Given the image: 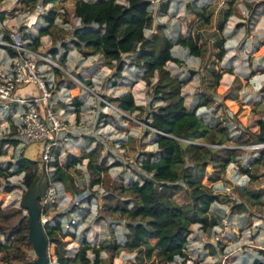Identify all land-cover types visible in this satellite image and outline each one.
Wrapping results in <instances>:
<instances>
[{
	"label": "rangeland",
	"instance_id": "rangeland-1",
	"mask_svg": "<svg viewBox=\"0 0 264 264\" xmlns=\"http://www.w3.org/2000/svg\"><path fill=\"white\" fill-rule=\"evenodd\" d=\"M262 1L150 0L147 38L156 32L173 42L178 36L185 39L191 36L201 51L200 57H195L189 54L188 49L176 45L172 55L180 64L167 63L165 67L172 77L186 81L181 90L186 109L196 111V115L206 124L215 126L218 134L225 128L230 141L224 147L243 151L227 168L225 181L214 189L218 200L210 207L211 226L207 230L200 225L190 226L191 234L187 238L186 249L189 260L182 262L177 259L175 264H256L262 259L261 254H264V157L258 163H253L260 158V151L250 152L255 147L253 145L236 147L234 144L238 136L247 138L245 130L256 133L258 122L264 120V6L258 5ZM117 2L125 4L124 0ZM74 5V0H57L44 11L38 27L27 33L35 39L39 30L47 26V13L55 11L54 25L49 28L47 35L40 38L36 53L52 60L56 66L34 58L36 75L40 76L45 70L44 80L52 85V111L68 119L71 129L75 127L73 134H78V148L71 151L75 148L73 145L69 152H65V156L76 157L82 151L100 148V157L94 163L99 164L104 160L112 180L128 186L131 182L140 181L139 168L145 154H157L155 136L148 133L146 126V122H150L148 114L151 106L163 104L152 95V86L157 78L147 85L142 80L144 71L132 67L127 55L121 59L123 72L118 75L117 63H108L100 55L75 49L72 32L79 24L72 17ZM22 6L24 8L13 9V5L7 1L0 3V17L4 18L2 24L7 30L14 28L28 15L29 6L23 3ZM15 10L18 11L17 15ZM22 39L31 50V39H25L24 35ZM221 48L225 52L223 58L219 57ZM52 50L57 52L55 59ZM64 55L65 65L61 62ZM235 78L240 82L237 99L224 101L229 88L235 85ZM252 83L260 85L254 87ZM128 93L132 94L135 106L140 111L128 114L117 108V100ZM206 100L205 106L196 108L198 102ZM76 109L79 110L78 115ZM12 126V118L1 117L0 139H7L6 134ZM13 145L11 142L5 147V155L0 158L2 168H6L7 164H15L23 155L39 162L41 171L42 159L37 148L29 147L19 155ZM66 157L60 156L61 165H64ZM87 162L82 161L80 166L85 169ZM72 170L70 174L78 188L96 196L95 199L87 200L85 209L79 214V226L74 232L70 236L63 235L64 242L70 241L71 236L75 235L73 242L65 247L66 254L74 257L84 239L100 250L99 264H109L113 246L123 242L127 218L106 210L107 206H115L117 200H104L105 193L101 186L89 190L87 168V176H82L79 169ZM243 170H248L250 174L242 173ZM10 171L12 175L9 182L17 188L6 197L2 209L14 208L20 212L12 215L10 226L4 227L6 233L17 227L20 218L27 216L20 207L21 197L26 190L22 186L23 175L15 174L14 169ZM3 182L1 180V186ZM223 188H230V193H225ZM65 189L68 196L73 195L74 192L66 185ZM175 201L184 213L188 211L189 206L185 201ZM65 204L63 202L62 206ZM239 205L245 210L235 208ZM10 242L0 233V243L8 247L7 251L0 252V264H24L12 256L22 246ZM26 254L27 262L35 259L33 251ZM87 255L91 260L94 259L91 252ZM133 260L134 253L121 251L112 264H134Z\"/></svg>",
	"mask_w": 264,
	"mask_h": 264
},
{
	"label": "trees",
	"instance_id": "trees-1",
	"mask_svg": "<svg viewBox=\"0 0 264 264\" xmlns=\"http://www.w3.org/2000/svg\"><path fill=\"white\" fill-rule=\"evenodd\" d=\"M3 1L0 0V3ZM74 1L72 17L79 24L72 32L74 48L83 49L92 55H100L108 63H117L118 75L123 72L121 59L127 55L132 67L144 71L142 80L147 85H150L152 79L157 78L152 86V95L163 104L151 106L148 114L150 122H146V126L148 133L155 136L157 154L153 152L145 154L139 168L140 181L131 182L128 186L114 182L108 174L104 160L99 164L94 163L95 159L100 157V148H94L88 153L83 152L78 157L68 155L64 165L56 160L53 163L54 180L66 185L74 194H81L84 190L75 185L70 170L86 159L89 190L101 186L105 193L104 200L107 202L117 200L115 206H107L106 210L127 218L126 233L123 242L113 246L109 264L113 263L121 251L134 253V264H175L177 259L185 262L189 260L186 249L187 238L191 234L190 226L200 225L204 230L211 226L210 207L218 200L214 189L216 185L225 181L227 168L243 153L240 149L224 147L230 141L225 128L218 134L215 126L206 124L196 115V111L186 109L181 95L186 81L172 77L165 68L167 63L180 64L172 55L174 46L179 45L188 49L189 54L195 57H200V48L196 46L191 36L186 39L178 36L173 42L169 37L156 32L151 38H147L150 0H124L125 4L118 3L117 0ZM21 2L33 11L38 0ZM55 2L57 0H41L42 6L46 8ZM258 5L264 6V1ZM248 8L252 7L249 5ZM55 18V11L47 13L45 17L47 26L39 30L35 39L31 38L30 34H24L25 39H31V51L36 52L40 38L48 34ZM3 19L1 16L0 21L3 22ZM4 39L10 42L8 36ZM221 50L219 57L223 58L225 52L223 48ZM8 52L11 56L16 55L12 49H8ZM51 53L53 58L57 56L56 50H52ZM61 62L65 65L66 55L62 57ZM218 78L216 75V79ZM234 83L235 85L231 86L225 95L224 101L237 99L240 82L235 78ZM206 103L207 100L198 102L196 108L205 106ZM117 108L128 114L140 111V108L135 106L131 93L117 100ZM76 113L79 114L78 109ZM245 134L247 138L238 136L235 139L236 147L264 144V120L258 122L256 133L245 130ZM9 144L11 141L8 139H0V158L5 155V147ZM259 153L260 158L253 163H258L264 157V149ZM12 169L15 174L23 175L24 189L30 187L41 171L39 162L29 160L23 155L15 164H7L6 168H2L0 162V233L6 236L7 241L22 246L18 247L12 256L13 259L26 263V253L33 251L28 240V216L20 218L14 230L6 233L4 228L6 225L10 226L12 215H18L20 212L14 208L2 209L6 197L17 188L9 182ZM242 173L250 174L248 170H243ZM1 180L4 181L2 186ZM94 196L96 195L91 192L87 200L95 199ZM121 199L125 200L120 201ZM177 199L188 204L187 212H183L182 207L175 201ZM235 208L245 210L241 205ZM58 228L57 225L56 230ZM48 235L50 258L55 259L58 264L101 262L100 250L92 247L86 240H82V246L74 257H68L65 247L73 242L75 235L73 234L68 242H64L63 235H59L55 229ZM7 250L8 247L0 243V252ZM88 252L93 254V260L88 258ZM261 256L262 259L256 264H264V254Z\"/></svg>",
	"mask_w": 264,
	"mask_h": 264
},
{
	"label": "built area",
	"instance_id": "built-area-1",
	"mask_svg": "<svg viewBox=\"0 0 264 264\" xmlns=\"http://www.w3.org/2000/svg\"><path fill=\"white\" fill-rule=\"evenodd\" d=\"M5 1L11 3L13 9L24 8L21 0H4L3 2ZM46 9L42 6L41 0H38L35 9L29 12L28 8V15L10 30H7L0 21V114L7 115L12 108H15L13 128L8 130L6 135L7 139L14 143L13 146L18 150L19 155L32 146L37 147L41 155V173L46 189L43 197L38 201L39 222L47 239V264H58L49 255L48 233L55 229L59 235L70 236V233L79 226V214L85 209L84 205L90 193L84 190L81 194L73 193L72 196H68L65 185L54 180L53 163L65 152L76 130L74 127L71 129L66 119L52 111L50 102L52 85L48 80H44L45 70L40 76L36 75L34 58H39L50 65H55L54 62L31 51L25 44L26 41L22 39L24 34L38 27ZM14 13L17 15L18 11L15 10ZM5 36H8L10 42L4 39ZM8 49L15 51L16 55H9ZM28 86L33 88L30 92L19 93L21 89ZM253 146L255 147L250 152L264 149V144ZM82 174L87 176L86 170ZM243 176L247 177V175ZM75 185L77 186V182ZM223 189L227 194L231 191L230 188ZM63 202H66L64 206H62ZM57 225L58 230H56Z\"/></svg>",
	"mask_w": 264,
	"mask_h": 264
},
{
	"label": "water",
	"instance_id": "water-1",
	"mask_svg": "<svg viewBox=\"0 0 264 264\" xmlns=\"http://www.w3.org/2000/svg\"><path fill=\"white\" fill-rule=\"evenodd\" d=\"M46 183L42 173L36 176L21 197L20 207L28 216V240L32 245L35 259L24 264H47V239L39 222V199L44 195Z\"/></svg>",
	"mask_w": 264,
	"mask_h": 264
},
{
	"label": "crops",
	"instance_id": "crops-1",
	"mask_svg": "<svg viewBox=\"0 0 264 264\" xmlns=\"http://www.w3.org/2000/svg\"><path fill=\"white\" fill-rule=\"evenodd\" d=\"M150 27H148L147 28V30L149 29ZM147 30H146V32H147ZM7 53L9 54V52H8V50H7ZM7 54V55H8ZM10 55V54H9ZM260 82V81H259ZM254 83V82H253ZM252 83V84H253ZM255 84V83H254ZM253 84V86L255 87V86H258V85H260V83L258 84V85H254ZM33 88L31 87V86H28L27 88H23V89H21L20 90V94H25V93H27V92H30L31 90H32ZM14 112H15V108H12L11 109V112L10 113H8L7 115H2V114H0V120H1V117L2 116H6L7 117V119L8 118H12V122H14L15 121V119H14V117H15V115H14ZM67 121H69L68 119H67ZM74 127V126H73ZM12 128H13V126H12ZM75 128V127H74ZM79 137H78V134H72V138H71V142L68 144V147H67V149H65L66 151V153H67V151L69 152V148H72V146L74 145L75 146V148L73 149V150H71V151H76V149L78 148V146H79V141H77L76 139H78ZM84 142V141H83ZM85 145V144H84ZM33 147V146H32ZM35 148H37V147H35ZM65 152H63V154H61V155H63L64 157H66L65 155ZM84 151H82V153H83ZM81 153V154H82ZM85 153H88V152H85ZM57 154H60V152H57ZM60 155V156H61ZM73 157H75L74 155H73ZM76 157H78V156H76ZM60 158V157H59ZM86 160V159H85ZM84 161V160H83ZM88 161V160H87ZM88 163V162H87ZM77 167V168H76ZM74 169H79V170H81L82 172L84 171V170H86V166H85V169L84 168H82V166H80V165H77ZM73 171H75V170H72V172ZM81 175L83 176V174L81 173Z\"/></svg>",
	"mask_w": 264,
	"mask_h": 264
},
{
	"label": "bare ground",
	"instance_id": "bare-ground-1",
	"mask_svg": "<svg viewBox=\"0 0 264 264\" xmlns=\"http://www.w3.org/2000/svg\"><path fill=\"white\" fill-rule=\"evenodd\" d=\"M9 7V6H8Z\"/></svg>",
	"mask_w": 264,
	"mask_h": 264
}]
</instances>
